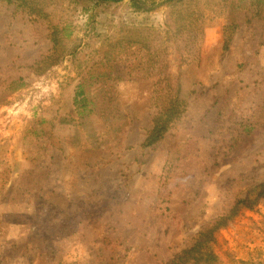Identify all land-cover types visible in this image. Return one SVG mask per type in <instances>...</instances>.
I'll list each match as a JSON object with an SVG mask.
<instances>
[{"label":"rangeland","instance_id":"rangeland-1","mask_svg":"<svg viewBox=\"0 0 264 264\" xmlns=\"http://www.w3.org/2000/svg\"><path fill=\"white\" fill-rule=\"evenodd\" d=\"M13 1L0 0V264H169L236 209L216 232L222 263L264 264V19L251 0ZM65 27L76 56L49 66ZM79 83L93 93L83 115ZM173 99L181 117L144 146Z\"/></svg>","mask_w":264,"mask_h":264},{"label":"trees","instance_id":"trees-1","mask_svg":"<svg viewBox=\"0 0 264 264\" xmlns=\"http://www.w3.org/2000/svg\"><path fill=\"white\" fill-rule=\"evenodd\" d=\"M10 3L13 0H8ZM93 2L92 9L97 10L102 7L109 5L111 3H117L124 0H91ZM133 6L137 9H144L146 2L149 0H131ZM180 0H155L151 3L153 5H171ZM18 6L25 9L26 6L36 8V4H30L28 0H17ZM251 4L254 8V15L259 19H264V0H251ZM37 18H41L43 13L40 9H35ZM72 34L69 28L65 27L61 30L51 32V37L53 41V46L46 55L49 66L60 63L65 60L67 56H76V50L74 46H70L67 39ZM126 56L129 54L126 52ZM125 56V57H126ZM107 73L104 72V75ZM108 74H112L110 71ZM18 80H15L11 84H15ZM117 91V89H116ZM93 93L91 89L84 88L82 83L77 86V91L74 96V104L78 113L83 115L88 112L89 104H91ZM179 99H173L170 107L161 113H153L151 117V127L146 134V139L143 142L144 146H152L162 140L167 132L171 129L172 125L179 120L181 117L180 106L178 105ZM254 128L253 123L245 124L244 131L238 132L233 138H231L233 145L237 143L238 139L242 138L243 134L248 136ZM226 136L223 135L222 142L224 144ZM237 214L236 210H231L226 214H220L210 221L206 222L201 226L200 230L195 234L194 241L183 248L179 253H177L169 264H223L220 254L215 249V244L217 241L216 232L225 227ZM2 229L0 228V237L2 236Z\"/></svg>","mask_w":264,"mask_h":264}]
</instances>
